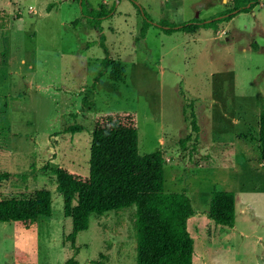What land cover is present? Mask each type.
Masks as SVG:
<instances>
[{"label":"rangeland","instance_id":"rangeland-1","mask_svg":"<svg viewBox=\"0 0 264 264\" xmlns=\"http://www.w3.org/2000/svg\"><path fill=\"white\" fill-rule=\"evenodd\" d=\"M87 1L111 9L102 31L77 0H0V200L43 188L52 199L49 218L0 222V264H137L134 206L91 215L78 252L64 241L55 169L88 173L93 114L110 110L137 112L139 154L161 151L165 191L187 189L192 264H264V0L172 35L154 25L210 20L232 0ZM144 13L154 25L140 38ZM213 191L235 194L232 228L208 217Z\"/></svg>","mask_w":264,"mask_h":264},{"label":"trees","instance_id":"trees-1","mask_svg":"<svg viewBox=\"0 0 264 264\" xmlns=\"http://www.w3.org/2000/svg\"><path fill=\"white\" fill-rule=\"evenodd\" d=\"M80 0H77L79 2ZM261 0H232L230 10L210 19L251 11ZM82 15L94 30L102 31V21L111 9L101 4L93 8L87 0H81ZM234 15V14H233ZM233 15L212 22L193 19L175 25L160 22L153 24L144 13L140 38H144L151 26L165 35L175 32L193 34L199 29H216L218 24ZM179 28H176V27ZM105 55L108 50L101 36ZM108 59L103 60L106 67ZM191 125L197 131L195 115L191 112ZM71 132L80 131V126ZM259 162L264 167V109L256 117ZM139 120L136 111H98L92 117L88 173L58 167L55 169L57 189L63 198V215L71 220L72 230L64 237L71 248L78 252V234L88 229L90 216H102L109 211L135 207L134 231L137 264H192L194 242L188 231L187 221L194 215L187 189L181 192L165 191V159L161 151L139 154ZM184 145V141L181 143ZM7 177L0 174V182ZM52 214L51 192L37 190L27 198L0 200V222L27 223ZM208 217L217 225L232 228L235 224V194L230 191H213ZM66 238V239H65Z\"/></svg>","mask_w":264,"mask_h":264},{"label":"water","instance_id":"water-1","mask_svg":"<svg viewBox=\"0 0 264 264\" xmlns=\"http://www.w3.org/2000/svg\"><path fill=\"white\" fill-rule=\"evenodd\" d=\"M80 2H81V0H80ZM237 12H238V10H235V11H233V12H231L229 14H226L224 16L233 15V14H236ZM224 16H219V17H216V18H213V19H210V20H206L205 22H212V21H215V20H217V19H219L221 17H224ZM176 28H179V27L177 26Z\"/></svg>","mask_w":264,"mask_h":264},{"label":"built area","instance_id":"built-area-1","mask_svg":"<svg viewBox=\"0 0 264 264\" xmlns=\"http://www.w3.org/2000/svg\"><path fill=\"white\" fill-rule=\"evenodd\" d=\"M29 9H30V11H32V12L34 11V10L32 9V7H30Z\"/></svg>","mask_w":264,"mask_h":264},{"label":"bare ground","instance_id":"bare-ground-1","mask_svg":"<svg viewBox=\"0 0 264 264\" xmlns=\"http://www.w3.org/2000/svg\"><path fill=\"white\" fill-rule=\"evenodd\" d=\"M70 232V231H69ZM66 239V238H65Z\"/></svg>","mask_w":264,"mask_h":264}]
</instances>
